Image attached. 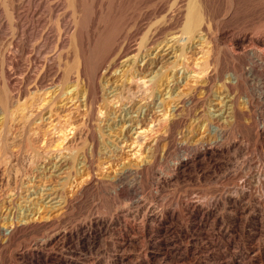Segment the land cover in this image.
<instances>
[{"label": "rangeland", "instance_id": "obj_1", "mask_svg": "<svg viewBox=\"0 0 264 264\" xmlns=\"http://www.w3.org/2000/svg\"><path fill=\"white\" fill-rule=\"evenodd\" d=\"M167 1L77 0L78 28L84 33L78 54L85 55L81 60L85 57L90 73L102 77L103 121L92 125L99 150L91 157L88 145L72 152L53 147L51 160L28 167L27 131L20 145L0 149V161L9 158L0 164V264H264V0H206L208 13L196 21L202 26L194 24V33L206 32L205 44L188 51L184 63L189 70L178 68V80H170L171 93L164 95L156 87L153 100L133 103L138 112L132 113V122L112 119L120 107L107 89L128 74L147 76L137 74L145 65L142 57H155L170 34L185 26L166 28L160 7ZM194 4L188 0L185 14ZM69 5L62 0H0V85L15 93L29 66L34 74L39 70L43 30L50 32L48 51L56 44L57 28L72 24ZM158 29L163 35L155 38ZM125 40L130 56H141L105 77L100 68L112 51L106 50ZM174 61L163 69L164 83L176 72ZM204 65L210 67L208 86L193 72ZM151 77L145 83L152 87ZM53 90L41 107L55 97ZM33 92L24 91L19 104L30 101ZM78 92L70 87L66 97L74 100L56 105L63 124L69 123V110H85L83 89ZM192 94L197 103L184 104V123L163 138L154 158L157 138L167 133L163 128L157 134L151 121L162 116L172 122L178 98ZM185 142L186 151L177 147ZM86 157L94 167L83 166ZM65 158L70 165L58 169ZM133 171L147 173L136 179ZM123 172L130 175L119 181Z\"/></svg>", "mask_w": 264, "mask_h": 264}, {"label": "bare ground", "instance_id": "obj_2", "mask_svg": "<svg viewBox=\"0 0 264 264\" xmlns=\"http://www.w3.org/2000/svg\"><path fill=\"white\" fill-rule=\"evenodd\" d=\"M62 1L64 2V5L70 4L71 7H73V9H70V10H73L72 15L70 13L71 18L73 19L72 24H70L68 26V28H66L65 30H62L58 26L59 28H57V30H56L57 31L56 40L54 39L56 44H54L55 46H53L52 48H49L50 46H48V51H47V44L46 43H48L50 41V38H49L50 36L48 34L50 32H47L48 30H46V31L43 30L44 32L42 33V46H41L42 47V59H41L42 65L40 68H38L39 70H36L35 71L36 73L34 74L33 73L34 71L32 70V66H29L28 69L26 68L27 70L23 74H21V76H22L21 78L16 77V75H15L14 79L17 80L18 78H20L19 79L20 86H19L18 91L15 93H14V91L10 92L7 88V85H5V84L0 85V124H2V127H0V149H6L8 147L11 148L12 145L13 146L18 145V143L21 141L23 135H25L26 131H27L26 136H28L29 138L28 139L26 138L28 141H26L27 143H25L26 144L25 145L26 150L24 151L25 152L24 156H26L25 161H27L28 167H31L32 165L37 164V162H40V161L48 162V160H51L52 154L55 153V150L53 147H57V148L63 147L62 152L63 151L72 152L74 150H78L79 148L85 147V145L86 146L88 145V147L90 148L89 153L91 154V157H93L96 155L95 150L97 147V143L99 142V141L97 142L98 137L96 136V131L92 125L95 122L98 123V122L103 121L102 116H103L104 111L101 110V108L103 106L100 104V102H101L100 96L101 95H100V89H99L100 88L99 84H100V80L102 79V77L98 78L96 76L97 73L95 75H93L94 74V73H92L93 71L90 73V69L87 66L88 64H86L87 62L84 60L85 57H83V60H81V56H83L84 54L81 56L78 54L79 47L84 46L83 45V42H84L83 30L81 31L78 28L79 25L81 24L79 16L77 15V13H79V10L77 9V7H78V4L80 2H77V0H62ZM80 1H82V0H80ZM167 2H168L167 4L165 3V4H162L161 7L159 6L161 9L160 12H162V11H163V13L165 12V17L167 18V22L165 21L167 24L166 28L171 29V27H172L175 29V28L179 27L183 22V23H185V26H184L185 31L183 28L182 31L181 30L175 31L174 33L170 34V36L167 40V43L162 48H160L161 46L159 47L161 50L157 54H155V57H153V58L149 57L150 59H148V55H144L142 57V60L145 61V65L143 66L142 69L140 68V70L138 71L139 73H137V74L138 75L139 74L140 75L145 74L147 76L140 79V78H138L139 76L134 77V76H130V74H128L127 79L126 80L124 79V81H121L122 83L120 85H116L117 83L113 82L111 87L109 89H107V91L109 92L108 95L111 96L110 98H114L111 102H116L114 105H117V107H120L119 110L117 109L118 111H113L112 114H113L114 118H112V119L120 118L121 120L119 122H121V121L132 122V120H133L132 113L138 112V109H135V107H133V103H136V102L139 103V102L147 101L149 99L153 100L154 99L153 89L156 87L159 88V92H161L162 94L164 92H165L164 95L168 94V93L170 94L172 91V88H173L172 87L173 84L171 85V82L176 83V81L178 80L176 78L178 75V72H179V71H177L178 68L180 66H182L183 67L182 69H184V71L186 69L189 70V67L187 66V64L184 63L185 57L188 54V51H192L195 44H199V43L205 44V38L207 36L206 32H204L202 30H200V31L198 30L199 32L196 31L197 33H194L195 32L194 24L196 23L197 20H198L197 23H199L200 19H198V18L202 17L201 14L204 13V16L206 15V12H207L206 0H196V5L194 4L195 7L193 6L194 9H193V7H192L193 10L188 8L191 10V12L190 11L188 12L187 11L188 9H186L188 14L187 13L185 14V10H184L186 8L185 5L188 2V0H168ZM189 4H192V3H189ZM190 7H191V5H190ZM6 8H8V6ZM60 8H62V7H60ZM158 9L156 8V10H158ZM231 9H232V7H231ZM66 10H64V11H66ZM153 10H155V9H153ZM66 12H68V11H66ZM66 12L64 13L62 11V13H64V14H66ZM101 12H103V11H101ZM227 13H229V12H227ZM226 17H228V16H226ZM60 19H61V17H60ZM197 23L195 25H197ZM10 24H11V22H10ZM198 25L202 26V24H198ZM198 25L196 27L200 28ZM48 28H50V27H48ZM48 28H46V29H48ZM85 29H86V26H85ZM150 31H151V29H150ZM162 32H163L162 29H158L155 32H153V35L156 38V36L158 37V36L163 35V34H161ZM191 34L193 35L192 37H191ZM115 35L114 36L112 35V37L109 40V43H112L114 41ZM85 37H86V34H85ZM125 42H126V40H125ZM115 43H117V42H115ZM120 44L121 45L116 46L118 48H114L115 44H113V46L111 45L113 47L112 49L106 50V51H109V50H112V51H111V55L109 53H106V54L110 55L111 58L106 62L105 60L108 59V57L106 58V56H105L106 59L103 60V61H105V63H102V67L100 68L101 70L105 71L104 72L105 77H108V76L111 77L114 73H116L115 69L118 67H121V66L124 67L128 63H130L129 66L134 65L136 63V61L138 60V56H141V55H139V53L130 56V54H131L130 52H132V50H130L131 47L129 46L128 41L126 43H123V44L120 43ZM107 45H109V44H107ZM141 45H139V46H141ZM72 47H73L74 51L71 49ZM141 48L143 49V47H141ZM82 49L83 48H81V50ZM140 49H137V52H140ZM66 50H68V52L65 55ZM69 50L76 52V54H74V55L72 54L73 55V57H72L71 56L72 51H69ZM82 53H84V50L81 52V54ZM153 54H154V51L150 54V56H152ZM37 57H39V56H37ZM182 58L184 59V61H183V63H180L179 61H181ZM140 59L141 58L139 57V60ZM146 59H148V60H146ZM172 59H175V61H174L175 65L173 64L174 67H173L172 71H174V72L176 71V72H175L174 76H172L171 78H168L166 76L167 82L164 83V81L162 80L163 78H165L163 69L167 66V63ZM35 62H36V60H35ZM207 65H208V62H207ZM206 66H205V69H204V67H202V69H204V70H199V71L196 69L194 70V68H193V70H194L193 72L195 73V76H197V79L198 78L201 79V81L204 83V85L206 84L208 86L209 82L211 81V78L208 77V75H209L208 70L210 67L209 66L206 67ZM98 68H99V66H98ZM156 69H157V71H155ZM91 70H92V68H91ZM251 70H254V69H251ZM251 70H250V73H251ZM112 71H115V72L111 73ZM94 72H95V70H94ZM213 72H215V71H213ZM152 74H155L154 77H151ZM110 77L107 78L106 83L110 82V79H111ZM123 77H126V75ZM123 77L121 79H123ZM147 77H151L150 81L152 83H154V85H153L154 87L153 86L151 87L145 83L146 82L145 79ZM171 79H173V80L170 82ZM161 81H163V82H161ZM70 87H74V91H76V94H77L78 90L80 89V87H81V89H83L84 97H85V100H84L85 101V104H84L85 110L83 109L84 111H81V110H79L80 108L69 110V113L67 115L69 118L68 119L69 123H68V125H66V124L62 123L61 120L64 116L61 115L62 111L60 112V109L57 108L56 105L59 103L68 104L69 102L74 100V98L66 97L67 96L66 90L69 89ZM33 89H34L33 97L30 99V101H28L26 104H19L20 98L23 95L24 91L25 92H26V90L31 91ZM51 89H54L52 91V94L53 95L55 94L54 95L55 97L52 98L48 102L47 106L44 105L45 107H43V106L41 107V104L43 103V101H45V99L50 95L49 90H51ZM77 96H78V94H77ZM137 98H140V100L137 101ZM196 103H197V99L193 94L186 96L185 98L184 97L180 98V99L178 98V100L176 101V104H178L179 107L176 106L177 109L175 108V117H174L172 122L168 123V121L164 120V118H162V116H160L161 118L159 117V119L156 118L157 121L156 120L151 121L152 125L154 123H156V125L154 124V126H155L154 130L156 129L157 134H158V132H161L163 128L166 129V133H167L165 136L160 135L157 138L156 144L153 147V152H154L153 157L154 158H155V155L158 151V148L160 145L159 143L162 140H164L163 138H165V140H167V136L168 135L171 136V134H173L174 130L176 128H179L184 123V120H185L184 115H183L184 113L182 112V109H181L184 106V104H196ZM15 104L17 105V107L15 109H13ZM58 107H59V105H58ZM63 107H65V105ZM153 109H154V107H153ZM38 111H40V112H38ZM158 112H156V113H158ZM46 114H49V116L47 118H45ZM38 121H39V123H37ZM35 124H37V125H35ZM47 126H48V128H46ZM220 136L221 137L224 136L223 132L220 133ZM3 138H5L6 141L3 140ZM88 143H90V144H88ZM185 144H186V142L180 143V144H178L177 147H179L181 149H185V151H186V145ZM19 145H20V143H19ZM97 149H98V147H97ZM60 152H61V150H60ZM8 159L9 158L7 156L2 158V160L0 161V164H6ZM66 159L67 158H65V160L60 161V166L59 167L57 166L58 169H62L65 166H67L68 164L70 165V163L67 162ZM186 160H187V158H184L183 160L179 161L178 163H175L174 166L178 167L179 165H181ZM92 161L93 160L90 161V159L88 157L84 158L83 159V163H84L83 166L88 167L89 169L92 166L94 167V165L92 164L94 161L93 162ZM8 165H9V163H8ZM68 168H70V166ZM0 170H1V168H0ZM3 171L5 172V170H3ZM140 172L142 173V171H139V172L133 171V173L131 172V176L133 174V175H135L134 178L137 179V177H139L141 174ZM123 173H124L123 174L124 176L118 177L119 181H121L127 175H130L129 173H125V172H123ZM143 173H147V172H143ZM161 180H162L161 177L157 179L158 182H160ZM134 181H135V179H134ZM131 187H135V185L132 184Z\"/></svg>", "mask_w": 264, "mask_h": 264}]
</instances>
